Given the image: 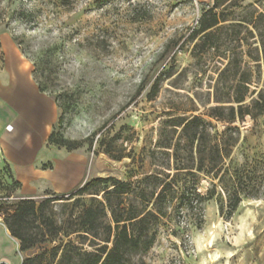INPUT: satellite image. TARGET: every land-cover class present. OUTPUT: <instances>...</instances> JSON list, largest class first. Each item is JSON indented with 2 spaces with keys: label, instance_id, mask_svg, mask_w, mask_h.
<instances>
[{
  "label": "rangeland",
  "instance_id": "1",
  "mask_svg": "<svg viewBox=\"0 0 264 264\" xmlns=\"http://www.w3.org/2000/svg\"><path fill=\"white\" fill-rule=\"evenodd\" d=\"M238 3L260 12L264 7V0ZM213 4L214 0H0V41L16 42L32 65L40 91L57 104L50 145L86 154L88 182L112 177L132 183L133 192L121 198L122 207L148 205V211L156 213L153 196L161 192L165 177L158 181L153 177L169 172V165L174 167L172 157L159 143H176L181 129L172 125L180 118L199 116L219 133L228 127L210 113L218 105L216 89L225 94L234 84L232 74L220 79L228 63L223 59L227 50L241 42L244 51H251V58L245 57L242 64L243 71L250 74V94L256 91L254 98L264 91V37L236 41V34L228 30L219 51L201 59L193 57L197 41H191L192 32L203 10ZM3 64L0 45V69ZM159 78L160 92L152 97ZM233 126L240 129L233 155L236 162L263 157L264 115L246 117ZM210 187V180H200L203 195ZM104 189L100 188L98 196L68 201L53 200L67 199L71 193L56 195L51 190L29 199L38 206L52 200L45 213L65 231L85 209L100 203L106 206ZM4 196L10 210L26 198L0 154V197ZM119 201L111 197L114 207ZM223 203L224 199L215 197L191 212L181 210L177 199H169L162 205L165 216L149 221L150 234L156 235L153 248L131 256L129 264H264V197L244 200L231 219L220 214ZM110 220L108 212L106 222ZM69 239L84 243L89 251L94 249L92 237L84 241L73 235ZM210 239L213 247H209ZM19 245L0 215V264H22L50 252L59 241L27 252H20ZM50 257L48 253L45 261Z\"/></svg>",
  "mask_w": 264,
  "mask_h": 264
},
{
  "label": "trees",
  "instance_id": "2",
  "mask_svg": "<svg viewBox=\"0 0 264 264\" xmlns=\"http://www.w3.org/2000/svg\"><path fill=\"white\" fill-rule=\"evenodd\" d=\"M238 1L214 0L211 8L203 10L198 27L191 35V41H197L192 52L195 59H201L209 52L219 51L228 30L236 34V41L263 39L264 7L260 12L252 5H238ZM238 9L240 12L237 13ZM242 30H245L244 36ZM226 36L228 38L227 33ZM245 57L251 58V51H244L241 42L237 48L229 49L223 55L228 63L220 73V79L232 74L234 84L225 94L216 89L215 101L218 105L211 108L210 113L211 117L227 123L228 127L219 133L212 123L199 116L182 117L172 125L173 128L181 129L176 143H159V148L166 150L168 156L172 157L174 167L169 165L166 169L169 172L153 177L157 181L160 176L165 177L161 192L153 196L156 197V213L148 211V205L143 208L134 205L122 207L124 201L121 198L133 192V184L112 177L94 179L71 193L67 199L63 196L53 200L68 201L86 195L98 196L100 188H105L106 206L100 203L96 207L85 209L77 223L65 231L45 213V206L52 200L48 199L38 206L36 201L24 198L16 202L10 210L5 207V196L0 197V215L4 217V224L11 237L20 243V252H27L47 242L53 244L59 241V245L50 252L45 251L41 255L28 258L22 264H129L131 256L147 253L153 248L156 235L150 234L149 221L151 218L157 219V215L165 216L162 205L169 199H177L181 210L191 212L202 209L205 203L215 197L224 199L225 204L221 205L220 214L228 219L234 216L244 200L262 199L264 156L247 159L242 164L233 158L240 141V129L233 125L237 121H244L246 117L255 119L264 115V91H260L254 98L256 91L250 94V74L243 71L242 65ZM161 81L159 78L154 84L152 97L160 92ZM248 98H252L249 104ZM53 137L54 133L49 138L50 144L53 143ZM168 151H172V154ZM202 178L210 180L211 183L206 195L199 192ZM15 183L21 189V184L16 180ZM109 184L111 187H108ZM111 197L120 200L116 207L111 204ZM108 212L110 222H106ZM73 235L84 241L92 237L90 243L94 249H85L84 243L75 244L69 239ZM60 237L68 239L67 242ZM48 253L51 257L46 262Z\"/></svg>",
  "mask_w": 264,
  "mask_h": 264
},
{
  "label": "crops",
  "instance_id": "3",
  "mask_svg": "<svg viewBox=\"0 0 264 264\" xmlns=\"http://www.w3.org/2000/svg\"><path fill=\"white\" fill-rule=\"evenodd\" d=\"M0 154L21 184L23 197L51 190L67 195L88 182L89 158L52 147L56 102L34 81L32 65L15 41H0ZM7 260L6 258H3Z\"/></svg>",
  "mask_w": 264,
  "mask_h": 264
},
{
  "label": "bare ground",
  "instance_id": "4",
  "mask_svg": "<svg viewBox=\"0 0 264 264\" xmlns=\"http://www.w3.org/2000/svg\"><path fill=\"white\" fill-rule=\"evenodd\" d=\"M213 239V238H212ZM212 239H210V241H209V247H213V240ZM217 257V256H216Z\"/></svg>",
  "mask_w": 264,
  "mask_h": 264
}]
</instances>
